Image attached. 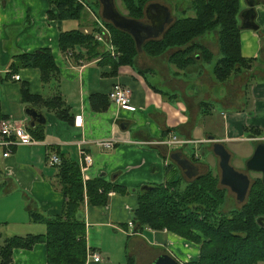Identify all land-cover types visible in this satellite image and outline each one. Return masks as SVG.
<instances>
[{
	"label": "crops",
	"instance_id": "0c3cea01",
	"mask_svg": "<svg viewBox=\"0 0 264 264\" xmlns=\"http://www.w3.org/2000/svg\"><path fill=\"white\" fill-rule=\"evenodd\" d=\"M240 3L242 12L249 8L246 0ZM98 9L100 13L96 10L88 16V22H83L79 29L95 32L96 22L91 20L96 15L102 18L99 6ZM50 10L53 17L49 16ZM86 11L82 18L87 16ZM255 13L258 30L241 27L242 54L255 60L253 67L221 83L206 65L179 70L170 63L171 51L151 56L143 48L131 65H121L113 75L112 64L104 55L92 56L84 47L81 55L68 56L61 50V33L74 29L71 26L81 18L62 20L50 0H0V119L11 118L29 130L31 118L26 110L31 107L47 119L43 140L33 137L34 144L9 148L0 140V246L14 235L46 232V223L34 220L32 211L48 217L62 213L64 196L56 186L58 168L47 162L48 155L56 153L76 161L85 180L102 178L111 186L126 190H110L105 205H89L85 198L81 214L87 254L96 251L103 259L94 262L87 258L85 264H116L111 262L114 251L109 240L113 235L116 248L129 254L127 264L153 262L138 254L137 246L147 250L151 246L157 248V256L170 253L182 264L189 262L192 251L196 252V243L171 231L146 227L131 232L128 225L142 186L165 184L168 179L166 166L171 158L153 142L174 134L199 140V164L209 169L204 156L215 157L211 137L226 146L231 159L235 152L243 154L245 150L251 151L250 158L259 143L257 138H264V2L255 6ZM211 33L197 41L219 57L218 33ZM41 48L53 52L57 75L44 82L38 68L20 67L13 71L14 56ZM13 74H20V80H15ZM116 83L131 89L135 110L111 102L109 93ZM24 85L45 100L58 98L55 107L24 102ZM93 94L105 96L108 108L95 110L91 104ZM59 103L63 105L60 107ZM77 116L80 125H76ZM106 139L115 140L112 148L97 144ZM241 143L246 146L242 148ZM7 150L10 155L5 157ZM82 151L93 160L85 171ZM146 232H151V237ZM130 247L137 255L128 253ZM198 257L199 253H194V260ZM12 264H49L46 244L14 249Z\"/></svg>",
	"mask_w": 264,
	"mask_h": 264
},
{
	"label": "trees",
	"instance_id": "16d2710c",
	"mask_svg": "<svg viewBox=\"0 0 264 264\" xmlns=\"http://www.w3.org/2000/svg\"><path fill=\"white\" fill-rule=\"evenodd\" d=\"M125 5L141 16L145 0H123ZM56 6L62 20L80 19L85 13L84 6L75 0H50ZM264 2V0H261ZM98 3V2H97ZM96 3V4H97ZM194 15L175 18L166 33L143 44V50L151 56H160L171 51L170 63L179 70H187L192 65L211 63L215 55L197 40L210 32L218 33L220 55L214 65L215 78L224 83L234 75L253 67L254 59L242 54L240 0H191ZM49 16H54L52 10ZM113 34V42L120 50L118 59L112 60L102 49L92 34L78 28L61 33L59 44L63 52L83 46L92 56L104 55L112 64V74L121 65H131L139 50L135 40L107 22ZM197 57L199 60H197ZM111 60V61H110ZM11 67L40 69L42 80L49 81L58 74L53 52L41 48L33 53L14 56ZM195 67V66H193ZM22 99L33 105L54 108L58 98L44 99L32 94L28 87L22 88ZM91 104L95 110H105L108 102L105 96L93 94ZM63 104L59 103L61 107ZM205 111V106L203 107ZM65 113V112H62ZM46 124L29 126L35 139L45 138ZM257 134V133H256ZM165 156V155H164ZM57 166L56 186L64 196V207L60 215L48 217L31 212L36 221L46 223L44 234L14 235L5 239L0 246V264H12L16 248L31 249L37 243L47 246L49 264H85L87 241L82 206L85 198L89 205H105L110 190H121L111 186L102 178H83L80 165L62 155ZM193 161L198 158L193 154ZM174 162L167 163L168 179L165 184H155L151 190H141L133 211L135 231L146 227L154 230L167 229L181 237L200 245L198 260L186 264H258L264 262V182L262 177L253 180L243 204L224 212L226 191L220 183V176L213 169H206L195 178H185ZM128 191V190H127Z\"/></svg>",
	"mask_w": 264,
	"mask_h": 264
},
{
	"label": "water",
	"instance_id": "95a60500",
	"mask_svg": "<svg viewBox=\"0 0 264 264\" xmlns=\"http://www.w3.org/2000/svg\"><path fill=\"white\" fill-rule=\"evenodd\" d=\"M102 6V17L112 22L113 25L123 31H127L132 34L133 39L136 42L139 51H142L143 44L148 38H157L162 35L166 27L174 21V17L171 11L159 4H150L147 8L146 14L148 17H159L153 25L146 24L140 20L129 18L121 14L116 6L115 0H98ZM261 0H246L248 9L241 13L243 29L258 30L259 26L255 21L256 13L255 6ZM158 24V26H156ZM28 116L31 118V126L36 124H46V117L42 112L36 108H28L26 110ZM213 141V153L219 158L220 168V183L228 187L231 191L236 193L237 202L243 203L248 195L251 187V179L248 173L237 170L231 164V153L226 146L216 140L214 137L210 138ZM161 151L165 155H169L170 158L181 168L184 175L190 179L197 177L206 168L203 165L195 164L181 151H175L169 153L165 145H159ZM246 167L249 171L261 172L264 182V142H259L252 156L247 160ZM154 185H144L141 190H151ZM151 264H181L174 256L169 253H163L159 255Z\"/></svg>",
	"mask_w": 264,
	"mask_h": 264
},
{
	"label": "built area",
	"instance_id": "2783aa9c",
	"mask_svg": "<svg viewBox=\"0 0 264 264\" xmlns=\"http://www.w3.org/2000/svg\"><path fill=\"white\" fill-rule=\"evenodd\" d=\"M81 1V0H80ZM82 2V1H81ZM86 5V3H84ZM96 22V30L93 33V38L102 44L104 48V52L108 57L113 59H118L121 55V52L117 48L116 44L113 42V34L110 28L106 25L107 23L100 18L95 16ZM87 31V30H86ZM88 33V32H86ZM77 48H72L66 52L68 56H72L75 53L78 54ZM13 78L15 80H20V74H13ZM109 98L111 102L116 104L118 107L133 111L136 109L134 104L132 103V91L129 87L122 85L121 83L114 84L113 88L109 93ZM79 116H77L78 118ZM76 125H80V117L79 120L76 122ZM259 140H264V138H257ZM0 140L1 144L5 147H10L11 145H31L34 144L36 141L33 138L31 132L28 130L27 126L24 124H19L14 122L11 118H1L0 119ZM199 140L191 139V138H180L175 134L166 138L164 140H160L157 144H163L167 147L169 152L174 151H181L186 153V148L191 145V151H195L194 155L196 158H199L198 154V144ZM115 140L114 139H106L98 141L97 144L106 148H112L114 146ZM83 157V164L82 169L83 171L87 170L92 165V156L84 151L81 152ZM10 155V151L7 150L4 153V156L7 157ZM47 162L49 166H58L61 164V157L56 153H50L47 158ZM169 163V162H167ZM111 194V193H109ZM129 228L134 232L135 230V223L133 220L129 222ZM164 231H168L164 229ZM88 260H93L94 262L102 261L101 255L96 251H91L87 254Z\"/></svg>",
	"mask_w": 264,
	"mask_h": 264
},
{
	"label": "rangeland",
	"instance_id": "374dc122",
	"mask_svg": "<svg viewBox=\"0 0 264 264\" xmlns=\"http://www.w3.org/2000/svg\"><path fill=\"white\" fill-rule=\"evenodd\" d=\"M75 1L78 2L79 4H81L82 6H84L85 7V10H87L86 11L87 12V16H84L79 21H75L74 24L71 26V27H74V28H78L79 29V27L81 26V24L83 22H86V23L88 22V16H92L93 13H96L97 11L100 13V10L98 9V6L100 8V5H99L98 0H81L82 2L80 0H75ZM84 3H86V5ZM96 3H97V5H96ZM116 4H118V7L121 10H124L125 11V14L127 15L128 12H127L126 8H128V7L125 5L124 1L123 0H116ZM176 4H181V6L183 7L184 11L183 10H174V17L175 18L176 17H182V16H193L194 15L193 10L191 8H189L190 7V4H191V0H180V2L178 0H176L175 5ZM91 5H92L93 8L91 7ZM96 17L99 18V15H96ZM92 20H91V22L94 24V22L96 20L94 16L92 17ZM68 21H70V20H68ZM106 25L108 26V28H110V26H109L108 23ZM82 31H84V30H82ZM84 33H86V32L84 31ZM211 34H213L211 36H214V35L217 34V32L215 31V33L213 32ZM75 48H77L78 54L81 55V52L80 51H81V48H83V46H79L78 45ZM109 58H111V57H109ZM111 59L112 60H116V59H113V58H111ZM217 59H218V56L217 57L215 56L214 60L211 63H207L206 64L207 69L209 70V72L212 75H214L213 69H214V65H215ZM240 146L243 148L246 145H244L243 143H241ZM245 151L243 152V154H240V153L236 154V152L234 154H232L233 156H232V159H231V164L237 170H240L242 172L248 173V175L250 176V179H251V184H252V182H253V180L255 178L262 177V173L261 172H255V171L247 172V168H246L245 163H246L247 159L249 158L248 156L250 155L251 151H249V150H247V152H245ZM185 152H186L187 157L193 158V151H191V148L186 149ZM204 159H205L204 161L206 162L205 164L208 165V166H210L209 169H213L220 176V168H219V164H218L219 163V158L217 156L214 157L212 155L209 158H208V156H204ZM179 170H180L179 172L182 173L181 169H179ZM184 177L187 178L185 175H184ZM222 188L225 189L226 195H227V197H226V204L224 206V212H228L232 208H238V207H240L243 204V203H240L239 204L237 202L236 197H235V193L232 192L228 187H225V186L222 185ZM146 231H149V230H146ZM146 235L149 236V237H151V232H146ZM115 237L116 236L113 235L112 238H110V240H109L110 243H111V245H112V250L114 251L113 252V255H111V258H112L111 259V262L112 263H116V264H119V263L127 264V261H128L127 259H128V255L129 254L127 255L126 253H123L122 248H116V246H115L116 244L113 242V239ZM129 243L131 244V240H130ZM198 245L199 244H197V246L196 245L195 246L193 245V247L195 248L196 252L192 251L193 256L191 255V257H190L191 260L190 261H193L194 260V253H195V256H197L198 253L200 254V252H199V246L200 245L199 246ZM149 248L150 249L147 250L146 248H143L142 246H137L136 252L138 254H140L143 258H148L147 260L148 261H151V260H154V257L157 256L158 251H157V248H154V247H151V246H149ZM131 252H132L133 256L137 255V254L134 253V250L132 249V247H130L128 249V253L131 254ZM150 257H152V259ZM104 259L106 260L107 263L110 262L109 259L107 258V256H104ZM187 262H185L184 264H186ZM258 264H264V262H260Z\"/></svg>",
	"mask_w": 264,
	"mask_h": 264
},
{
	"label": "flooded vegetation",
	"instance_id": "af4514ba",
	"mask_svg": "<svg viewBox=\"0 0 264 264\" xmlns=\"http://www.w3.org/2000/svg\"><path fill=\"white\" fill-rule=\"evenodd\" d=\"M179 2H180V0H178ZM99 2V1H98ZM115 3H116V0H115ZM153 3H156V4H159L160 6H165V7H167L170 11H171V13H172V15H173V17H174V10H183L184 11V9H183V7L181 6V4H176L175 5V3H176V0H145V3H144V5H143V7H142V11H141V13H142V15L141 16H138V14L140 13L139 12V10L138 9H136V10H134V11H131V9L130 8H126V10H127V15L125 14V11L124 10H121L119 7H118V4H116V6H117V9H118V11L121 13V14H123L124 16H126V17H129V18H134V19H137V20H140V21H142V22H144V23H146V24H149V25H153V22H156L158 19H161V17H160V15H158L159 17H155V21H153V18H150V17H148L147 16V14H146V11H147V8H148V6L150 5V4H153ZM99 5H100V9L102 10V6H101V4H100V2H99ZM123 11V12H122ZM177 18V17H176ZM174 19H175V17H174ZM109 22V21H108ZM174 22V21H173ZM173 22L171 23V24H169L167 27H166V29H165V31L162 33V35L161 36H159V37H157V38H148L147 40H145V42H147V41H149V40H154V39H158V38H160V37H162L165 33H166V31L172 26V24H173ZM110 24H112L113 25V23L112 22H109ZM114 26V25H113ZM156 26H158V24L156 25ZM120 30V29H119ZM122 32H125V33H127V34H129L132 38H133V36H132V34L131 33H129V32H127V31H123V30H121ZM144 42V43H145ZM245 165H246V163H245ZM247 168V167H246ZM247 172H251V171H249L248 169H247ZM233 192V191H232ZM235 193V192H234ZM235 197H236V193H235ZM237 198V197H236ZM158 257V256H157ZM156 257V258H157ZM155 258V259H156ZM154 259V260H155ZM153 260V261H154Z\"/></svg>",
	"mask_w": 264,
	"mask_h": 264
}]
</instances>
